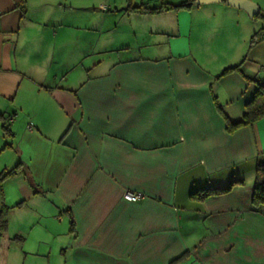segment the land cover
I'll list each match as a JSON object with an SVG mask.
<instances>
[{
	"label": "crops",
	"instance_id": "1",
	"mask_svg": "<svg viewBox=\"0 0 264 264\" xmlns=\"http://www.w3.org/2000/svg\"><path fill=\"white\" fill-rule=\"evenodd\" d=\"M201 6L128 13L167 40L143 39L132 56L124 44L99 69L67 29L72 0H0V113L13 133L0 129V264H264V205L253 204L264 117L229 133L213 99L242 118L264 82V40L249 51L259 28L242 9ZM237 10L234 44L196 48L194 30L215 25L217 42L220 14ZM236 57L242 71L218 78ZM233 179L244 183L191 197Z\"/></svg>",
	"mask_w": 264,
	"mask_h": 264
},
{
	"label": "rangeland",
	"instance_id": "2",
	"mask_svg": "<svg viewBox=\"0 0 264 264\" xmlns=\"http://www.w3.org/2000/svg\"><path fill=\"white\" fill-rule=\"evenodd\" d=\"M141 1L142 0H133V3L134 2L139 3ZM144 1L146 2L147 0ZM182 1L184 0H165L164 2L178 4ZM251 1L257 3L260 6L261 14L259 15V17L252 19L246 11L244 10L242 11L246 13V17L248 21L252 23L253 26L258 27L260 30V28L264 26V0H251ZM72 2H73V7L70 12V16L66 19V22H69V24H71V28L67 27V29H69L70 33H73L74 36L78 39L77 43H74V46L75 48L77 47V50L82 49L86 51L88 54L91 52V56L87 58L88 64L91 63L92 66H95L97 64H100V62L103 63L99 69L103 67L108 68V63L111 60L117 59L118 56L116 54L118 52L120 53L119 48L122 47L124 44L131 46V50L129 52H127L126 50L124 53H126V55L132 56L134 53H138L139 46L143 42L147 41L143 39H150V40L154 39V41H157L156 43L167 40L165 36H163L160 33V29L158 27H155L157 23L154 22L151 28L152 30L158 33L153 34V37L148 36L147 34H142L146 29H144V27L140 29L141 24H139L138 21L135 20L136 19L135 17L137 16H133V17L129 16L126 10L128 6L127 0H72ZM149 2L153 6L161 5V2L159 0H150ZM223 3L225 2L223 1L219 3H210V4H205L204 6L202 5L201 7H203V9H208L210 7H214L213 5H222V7H224L223 9L226 10L232 9V8H226L231 6L229 5L227 6L226 3L225 4ZM102 6H104V8H102ZM182 10L184 9H181L179 11ZM239 11L241 10H237V12H235L237 14H233V12L230 13L222 12L220 14L221 18L217 20L216 25L219 26L221 30L219 32L223 35H220L221 40H218L217 42L214 41L213 43L207 40V39H211L212 32H214L216 29L215 25L214 27H210V30L212 32L210 31L208 33L203 32V35L198 34L197 31L194 30V32L192 33V39L193 41L195 40L196 42H199V45L198 46L196 45V48H198L199 50H204V51L210 50L215 52L219 48H225V45L227 48H229L232 44H234L235 39L233 38V34L235 33V30L238 27L237 23L238 22L241 23L243 21L242 17L239 16L240 13ZM61 17L62 18L60 19L61 21H63L64 19L63 12H61ZM164 28L165 26H162V29ZM173 28L174 29L177 28L176 22L174 23ZM134 30L135 31L138 30L140 32L137 35V37H139L138 38L139 42L135 41V37L133 36ZM86 40H87V44L91 46L90 49L83 48L85 43L82 42ZM122 40L125 43H123ZM151 48L152 51L158 50L155 49V46H152L148 49L143 48L142 54L144 55L149 54V52H151L149 49ZM62 50H64L63 44L60 47V51ZM239 60L240 57H236L233 63L239 62ZM233 63H228V64L232 65ZM2 124L3 122L0 121L1 130H2Z\"/></svg>",
	"mask_w": 264,
	"mask_h": 264
},
{
	"label": "trees",
	"instance_id": "3",
	"mask_svg": "<svg viewBox=\"0 0 264 264\" xmlns=\"http://www.w3.org/2000/svg\"><path fill=\"white\" fill-rule=\"evenodd\" d=\"M161 5L159 6H149L145 3H142L140 5H134L132 0H128V6H127V12L128 13H136V14H160L167 11L172 10H181V9H191L195 4V0H184L178 4L174 3H168L164 2L165 0H161ZM17 4L20 6H25L26 0H16ZM261 12V10H260ZM259 12L258 15L255 16V18H258L261 14ZM264 40V26L255 32L253 36L251 37L250 44H249V51L262 42ZM247 57H244V59L234 65L225 68L221 74L218 76V78H222L228 74H231L233 72L242 71V66L246 62ZM248 81L255 82V79H251L247 77ZM257 82V88L254 92L253 98L247 103L246 110L240 120L233 121L231 120L225 113L222 107V104L219 102L217 96L214 95V103L216 108L224 115L225 121H226V128L229 133H234L236 130L244 127L255 124L257 121L262 119L264 117V82ZM4 114L0 113V121L3 122L2 124V130L5 136L10 137L13 136V133L9 126V121ZM6 147L10 146L9 143H6ZM264 156V155H263ZM262 155L259 156V160L257 163L256 168V177H255V188H254V194H253V204L255 207H260L264 205V158ZM19 165L14 167L12 170L4 174V177H9L11 175L17 174L20 169ZM243 180L239 179H233L231 180L226 186L224 187H210V188H203V189H195L191 192V197L193 199H199L204 200L210 196L214 195H222L230 192L235 186L239 184H243ZM72 220V225H73ZM6 226V220H2L0 224V231L4 229ZM180 259H177L172 262V264H176Z\"/></svg>",
	"mask_w": 264,
	"mask_h": 264
},
{
	"label": "water",
	"instance_id": "4",
	"mask_svg": "<svg viewBox=\"0 0 264 264\" xmlns=\"http://www.w3.org/2000/svg\"><path fill=\"white\" fill-rule=\"evenodd\" d=\"M225 2L227 5L242 9L254 19L260 12V6L251 0H195L196 5Z\"/></svg>",
	"mask_w": 264,
	"mask_h": 264
},
{
	"label": "built area",
	"instance_id": "5",
	"mask_svg": "<svg viewBox=\"0 0 264 264\" xmlns=\"http://www.w3.org/2000/svg\"><path fill=\"white\" fill-rule=\"evenodd\" d=\"M102 8H104V6H102ZM124 198L128 201H133V202H136L138 200H140L143 195L141 193H138V192H133V191H130V190H126L123 194Z\"/></svg>",
	"mask_w": 264,
	"mask_h": 264
}]
</instances>
